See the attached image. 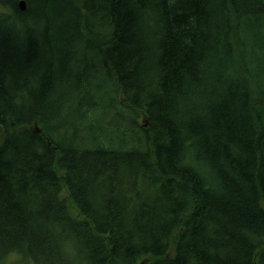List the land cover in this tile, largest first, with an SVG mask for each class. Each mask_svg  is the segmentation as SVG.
I'll return each mask as SVG.
<instances>
[{
	"label": "trees",
	"instance_id": "trees-1",
	"mask_svg": "<svg viewBox=\"0 0 264 264\" xmlns=\"http://www.w3.org/2000/svg\"><path fill=\"white\" fill-rule=\"evenodd\" d=\"M0 0V264H264V0Z\"/></svg>",
	"mask_w": 264,
	"mask_h": 264
},
{
	"label": "water",
	"instance_id": "water-1",
	"mask_svg": "<svg viewBox=\"0 0 264 264\" xmlns=\"http://www.w3.org/2000/svg\"><path fill=\"white\" fill-rule=\"evenodd\" d=\"M19 6H20V9L21 10H26V8H27V3H26V1L25 0H20V2H19Z\"/></svg>",
	"mask_w": 264,
	"mask_h": 264
},
{
	"label": "rangeland",
	"instance_id": "rangeland-1",
	"mask_svg": "<svg viewBox=\"0 0 264 264\" xmlns=\"http://www.w3.org/2000/svg\"><path fill=\"white\" fill-rule=\"evenodd\" d=\"M12 256H13V257H11L12 259L16 257L15 254H12ZM12 259L9 260V264H12L13 263V260Z\"/></svg>",
	"mask_w": 264,
	"mask_h": 264
}]
</instances>
